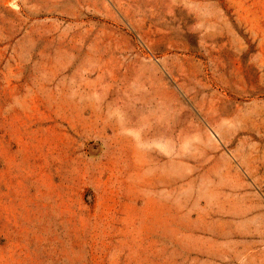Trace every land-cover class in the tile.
<instances>
[{
    "label": "rangeland",
    "instance_id": "374dc122",
    "mask_svg": "<svg viewBox=\"0 0 264 264\" xmlns=\"http://www.w3.org/2000/svg\"><path fill=\"white\" fill-rule=\"evenodd\" d=\"M0 264H264V0H0Z\"/></svg>",
    "mask_w": 264,
    "mask_h": 264
}]
</instances>
